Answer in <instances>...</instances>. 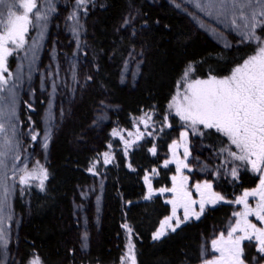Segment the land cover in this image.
Masks as SVG:
<instances>
[{"label": "trees", "instance_id": "16d2710c", "mask_svg": "<svg viewBox=\"0 0 264 264\" xmlns=\"http://www.w3.org/2000/svg\"><path fill=\"white\" fill-rule=\"evenodd\" d=\"M68 1L79 9L94 7L84 32L87 55L79 52L82 77L74 88L76 97L64 107L60 130L45 151L36 152L47 70L73 53L64 21L67 13L57 9L48 20L44 53L32 70L29 88L21 84L16 88L19 147L35 154L27 163L29 169L39 161L49 176L44 190L37 180L21 185L23 172L14 178L12 201L18 219L7 246L0 247V264H29L35 256L41 264H132L129 242L136 264H198L216 235L227 230L235 212L233 202L257 182L259 172L221 151L238 153L228 137L198 126L203 135L192 134L199 145L192 160L197 167L193 180L211 181L225 199L159 240L152 238L153 232L169 205L159 195L145 199L143 177L155 169L153 186L170 185L172 168L165 167L163 160L175 131L186 126L175 108H169L173 96L192 80L228 76L255 53V47L241 42L239 30L230 31L224 41L210 39L188 20L177 0H89L82 7L76 0ZM22 50L14 48L9 56L7 80ZM189 65L192 71L185 77ZM59 77L50 78V90L70 89ZM140 133L143 136L137 140ZM32 135L37 136L35 141ZM125 141L132 147L126 150ZM153 146L155 154L149 151ZM97 181L99 191L91 197L89 186Z\"/></svg>", "mask_w": 264, "mask_h": 264}, {"label": "snow or ice", "instance_id": "6c2138e0", "mask_svg": "<svg viewBox=\"0 0 264 264\" xmlns=\"http://www.w3.org/2000/svg\"><path fill=\"white\" fill-rule=\"evenodd\" d=\"M77 6H84L89 0H76ZM197 8L208 11V15L227 16L229 12L235 14L240 13V18L245 23L240 26L236 25V20H232V24L236 25L239 30L241 42L252 44L255 47V53L249 55L243 60V63L236 66L229 76L218 78L209 75L207 79H195L185 86L182 98L180 94L173 96L169 103V108H175L176 114L186 126L189 127L194 134L199 132L198 126L204 129H215L218 133H222L228 137L230 143L235 145L237 152L228 151L229 155L235 160L241 161L242 164H250L253 172H260L259 186L251 191H245L242 197L235 200L237 204H243L244 210L234 212L233 216L237 217L234 225L227 230V235L223 232L216 239L211 241L212 258L204 259L203 264H246L245 245L255 246L261 258H264V226L257 227L255 223L249 220L250 215H254L258 221L264 224V0H207L206 5L202 6L196 3ZM245 9L248 11L245 12ZM18 10H22L18 14ZM53 7H49L48 11H54ZM36 21L47 20V13L41 12L37 5V0H0V89L8 83L4 73L7 72V60L13 54L14 48L19 49L25 43V35L29 31V25L32 18ZM76 19V13L73 12L72 17ZM127 24V21H125ZM74 34L78 35L76 28L73 29ZM11 44L13 47H9ZM228 46V45H226ZM192 71L191 65L185 70L184 76L187 77ZM10 76L11 73H8ZM88 79H91L89 77ZM103 103V102H101ZM14 105V93H13ZM29 107H31L29 105ZM7 115L9 119L15 116V107H12L10 113H5L0 109V117ZM147 115V114H146ZM150 119V117H149ZM141 122L147 124V120L143 117ZM5 131V125L0 123V133ZM13 134H15V125H13ZM114 136L118 135L114 129ZM151 135V133H149ZM188 135L187 131L180 133L181 139H185ZM140 133L136 136L137 140L142 138ZM37 136L32 135V140H36ZM44 147H47L48 136H45ZM126 150L132 147V143L125 141ZM13 141L5 136L4 142L0 144V167H6L5 158L11 151ZM19 147V142H16ZM111 147V145H109ZM177 142L173 141L170 145L173 151V157H176L175 149ZM153 154L156 152L155 146L149 149ZM189 152L187 147L184 151V160H187ZM105 163L109 162L108 153H104ZM16 160L20 157L16 156ZM184 160L176 159V172L178 176L172 177L173 186L171 188H161L158 191L163 194L165 192L173 193V198L167 203L172 205V214L161 221L160 228L153 233V239L159 240L167 234V229L175 232L177 228L188 222L191 218L200 219L205 211L206 205H215L224 201V197L212 191V183L205 180L203 184L197 183L194 187L200 195L199 201L192 198V193L187 190L188 177L182 174V168H188L189 165ZM171 161L164 162L165 167ZM130 167V165H129ZM95 168V162L88 169L92 172ZM23 175L19 178L21 185H29L31 180L39 181L38 187L44 190L45 181L48 179L49 173L39 161L36 165L29 169L27 165L20 169ZM155 173V169L152 170ZM231 176L237 177V168L231 169ZM145 182L148 184V193L145 199H151L153 189L148 176H145ZM8 189L4 188V199H6ZM249 196L259 197L256 207L252 208L247 202ZM199 205V211L194 207ZM3 207V200H0V209ZM177 208H183V219L176 215ZM173 218L175 223L172 224ZM129 232L131 228L123 225ZM82 248H87V236L82 238ZM7 239L0 232V244L7 246ZM134 245L129 242L128 254L132 264H136L134 254ZM219 253V255H215ZM123 260V258H122ZM29 264H41L38 256L29 261Z\"/></svg>", "mask_w": 264, "mask_h": 264}, {"label": "rangeland", "instance_id": "374dc122", "mask_svg": "<svg viewBox=\"0 0 264 264\" xmlns=\"http://www.w3.org/2000/svg\"><path fill=\"white\" fill-rule=\"evenodd\" d=\"M178 4L181 5L182 8H184V15L187 16L188 20L191 23L197 24V26H200L205 35L213 40H222L224 41L226 37L230 36L231 33H233L235 30H238L236 25L242 26L245 21L240 18V13L237 11L235 14L232 12H229L227 16H217L215 14L208 15V11L205 8V10H201V8L196 7V3L199 2L202 6L206 5L207 0H177ZM37 5L41 12L47 13V20H40L36 21L34 17L32 18V23L30 24L31 31L30 33H26L25 38L28 39L24 43L22 47V54H18L17 57L14 59L10 70H11V77L8 79V83L4 85L3 89H0V109H2L6 114L10 113L12 110V107H15V116L11 119L8 118L7 115L0 117V123H3L5 125V131L3 133H0V144L4 142L5 136L10 138L13 141V146L11 151L8 152L6 160V167H0V200H3V207L0 209V232L3 233V235L6 237L7 241L12 233V229L16 225L17 216L15 209L13 208V201H12V194L14 190V181L19 173L21 172L20 169L24 168L27 163L31 160V158L35 155L33 151L26 152L21 151L20 147H16V142H19L20 136H18L17 131V92L16 88L17 85L21 84L24 89L29 88L30 84V78L32 70L35 72V68L37 65V62L39 61L40 57L44 53V48L46 44L47 39V23L52 13L55 12V10L59 9L60 12H66L67 18H65V23L67 26V30L70 33V36L73 40V53L68 55L65 59H60L59 65L57 67L60 68V72L57 71V67L53 65V67L49 70V76L47 81V88L45 91L46 97V103L43 109V120L40 125V132L38 137V142L35 147L36 152L38 151H45L48 148V145L50 144L52 138L55 137L58 130H60L61 125L64 120V107L67 104L69 100H73L76 96H74V88L76 86V83L81 79L82 75L80 74L78 70V63L81 61L82 56H80L79 52L81 50H84L85 55H87L89 44L84 38V32L86 25L88 24V18L90 13L94 12V7H89L86 9H79L76 6H74L70 1L68 0H37ZM49 7H53L54 11H48ZM22 10H18L19 12ZM248 10L245 9V12ZM73 12L76 13V19L71 18ZM236 20V25L232 24V20ZM76 28L78 31V35L74 34L73 29ZM50 59V63H51ZM41 71V70H40ZM85 72V71H82ZM61 74L64 78L65 84L68 88L66 90L65 88L58 91H51L49 88V82L50 78L53 76L54 79L58 77V75ZM231 75V74H229ZM228 75V76H229ZM219 78V77H218ZM222 78V77H220ZM207 79V78H205ZM191 82V81H190ZM188 82V83H190ZM186 86V85H185ZM184 90L179 93V98H182ZM13 93H14V105H13ZM67 116V115H66ZM13 125H15V134H13ZM182 131H187L188 135L185 139H181L180 133ZM193 131L187 127L183 126V128H179L175 131L172 139L169 141L167 146V154L163 160V165L166 160L171 161L166 167H171L172 172L170 174V185L168 187H159L155 188L152 184V177L153 172H147L145 173L143 177V182L145 184V190L146 195L148 193V184L145 182V176L147 175L151 186L153 189V195H159L161 196L165 202L171 200L173 198V193L171 192H165L161 194L158 190L161 188H171L173 186L172 177L178 176L179 174L176 172V159L184 160V151L185 147H187L189 156L187 160H184L185 163L189 165L188 168H182V174L184 176L188 177L187 180V190L192 193V198L199 201L200 195L195 189V185L197 183L203 184V182L207 179H194V176L196 175L195 172L197 171L196 165L192 162V160L195 159V152L194 150H199V145H196L193 140ZM48 136L47 139V147L45 148L43 145L45 143V136ZM195 136V135H194ZM177 142V147L175 149L176 157H173V151L170 148V145H172V142ZM198 141V140H197ZM236 148V146H235ZM19 156L20 159L16 160L15 157ZM258 180L257 182L246 189L243 190L242 194L239 197H242L244 192L251 191L254 188H257L259 186L260 176L262 173H258ZM209 181V180H207ZM211 182V181H209ZM212 183V182H211ZM100 183L95 182L94 184L89 186L88 193L91 195V197L96 196V192L98 193ZM8 189L7 197L4 199V188ZM212 191L217 192V190L214 188V185L212 184ZM259 197H252L249 196L247 198V202L250 207L255 208L256 203ZM219 203V202H218ZM169 205V212L165 216H170L172 214V205L170 203H167ZM235 205V212H241L244 210L243 204H237L233 202ZM211 205H206V207ZM197 211H199V205L194 206ZM176 215L180 217V219H183V208H177ZM163 217L159 225L157 226L156 230L153 232L155 233L159 228L161 221L164 220ZM237 217L233 216L232 222L228 226L227 230L231 225H234L236 222ZM249 220L252 221V223H255L257 227H262L264 224H262L260 221L256 219L254 215L249 216ZM172 224L175 223V218H173ZM227 230L223 231L225 235H227ZM171 231L170 229H167V232ZM220 234V233H219ZM214 239H216L218 236ZM8 244V243H7ZM0 247H3V244H0ZM212 246L211 243L209 244V247H207L199 260L198 264H203L204 259H211L212 258ZM215 255H219V253H215ZM246 264H264V258H261L258 254L256 247L251 245H245V256Z\"/></svg>", "mask_w": 264, "mask_h": 264}]
</instances>
